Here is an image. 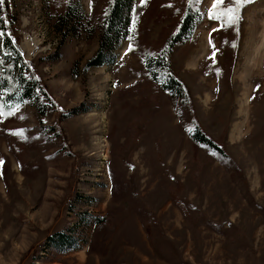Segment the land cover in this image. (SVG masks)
<instances>
[{
	"label": "rangeland",
	"instance_id": "obj_1",
	"mask_svg": "<svg viewBox=\"0 0 264 264\" xmlns=\"http://www.w3.org/2000/svg\"><path fill=\"white\" fill-rule=\"evenodd\" d=\"M9 1L49 97L0 107V264H264V0L233 27L208 18L214 0H135L130 35L90 68L110 0ZM70 2L84 19L68 26ZM188 6L200 19L169 57L183 102L144 56Z\"/></svg>",
	"mask_w": 264,
	"mask_h": 264
},
{
	"label": "trees",
	"instance_id": "obj_2",
	"mask_svg": "<svg viewBox=\"0 0 264 264\" xmlns=\"http://www.w3.org/2000/svg\"><path fill=\"white\" fill-rule=\"evenodd\" d=\"M198 1V0H197ZM135 0H110L100 25V43L96 54L87 63V68L100 66L106 57L117 49L130 35L132 11ZM81 15L78 5L70 2L65 11V24L70 26L68 19ZM200 14L192 6L184 12L178 30L167 40L165 47L157 55H145V70L154 83L161 84L164 91L169 92L176 100L188 102L189 92L172 71L169 57L178 42L191 38ZM18 14L13 10L9 0L0 4V107L4 111L11 110L18 100H25L32 104L39 113L47 105L48 99L40 81L34 76L31 64L26 62L17 41ZM10 34V35H9ZM44 117L45 114H39ZM191 139L198 145L205 146L215 153L226 156L224 150L211 138L195 128ZM61 247L68 246L64 239L59 240ZM55 242H57L55 240ZM58 247V246H56Z\"/></svg>",
	"mask_w": 264,
	"mask_h": 264
},
{
	"label": "snow or ice",
	"instance_id": "obj_3",
	"mask_svg": "<svg viewBox=\"0 0 264 264\" xmlns=\"http://www.w3.org/2000/svg\"><path fill=\"white\" fill-rule=\"evenodd\" d=\"M144 2L146 3L147 0H144ZM191 2L192 0H189V3ZM251 2L252 0H230V5L225 7V0H214V3L211 5L207 15L209 19L221 22V27H224L225 25L227 27H233L239 24L242 19L243 8ZM2 3L3 0H0V4ZM133 26H135V21H133ZM213 31H217V29H213ZM4 35L5 33L0 31V37H4ZM209 43L214 49L210 59H214L216 55L215 44L212 43L211 39L209 40ZM233 47H235V45H233ZM128 50L132 51L131 45H129ZM37 79L39 78L37 77Z\"/></svg>",
	"mask_w": 264,
	"mask_h": 264
}]
</instances>
